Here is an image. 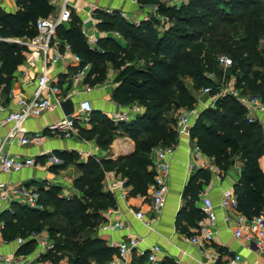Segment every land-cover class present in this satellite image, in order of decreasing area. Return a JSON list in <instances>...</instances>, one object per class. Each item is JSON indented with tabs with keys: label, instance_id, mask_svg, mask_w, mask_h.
Returning a JSON list of instances; mask_svg holds the SVG:
<instances>
[{
	"label": "trees",
	"instance_id": "16d2710c",
	"mask_svg": "<svg viewBox=\"0 0 264 264\" xmlns=\"http://www.w3.org/2000/svg\"><path fill=\"white\" fill-rule=\"evenodd\" d=\"M53 1L16 0V12L0 9V88L3 91H10L14 73L29 50L16 41L37 36L38 20L56 11ZM138 3L140 8L157 6L156 16L167 18L168 26L156 16L134 24L118 11L113 14L98 11L99 28L118 32L130 43L124 48L113 36H108L99 42L98 50L90 47L82 33V21L72 13L70 21L58 27L57 38L68 43L74 54L80 56L82 66L91 64L87 79L90 85L106 79L107 62H111L118 83L112 93L114 102L120 106L139 103L146 108L144 114L118 125L100 111H93L94 128L79 131L87 140L98 133V146L104 150L119 131L135 140V153L120 168L126 169L128 184L133 186L132 194L148 199V190L155 178L154 171H148L151 150L178 141V120L168 119L167 113L197 107V98L184 78L192 80L195 90L211 88L215 95L221 88L217 80L221 81L224 75L228 79L235 76L236 88L242 94L258 96L264 101V0H188L179 9L167 6L165 0H138ZM223 56L231 61L229 66L221 62ZM190 135L223 175L235 163H241L240 178L234 186L238 210L248 219L258 216L264 209V171L260 166L264 156L263 127L249 122L247 109L237 98L224 95L214 107L199 112ZM57 156L63 161L57 169L74 163L82 171L83 175L74 182L82 195L66 199L59 196L57 188L39 189L41 209L13 204V212L3 214L7 224L5 237L13 239L8 233L27 237L33 231H43L41 225L29 226L26 230L19 222L57 216L47 227L55 244V251L48 257L55 263L66 259L68 264H105L116 253L97 236L99 226L106 221L104 211L116 207L115 198L103 191L105 171L111 166L95 157L79 163L77 152L63 151ZM207 172L201 170L188 183L185 196L189 200L177 218L182 229L187 230L185 225L198 227L204 217L195 202L202 185L198 179L202 176L208 181ZM49 203L54 207L51 213L47 211ZM28 245L35 251L32 241ZM64 251L67 254L63 255ZM141 260L148 261L147 256Z\"/></svg>",
	"mask_w": 264,
	"mask_h": 264
},
{
	"label": "crops",
	"instance_id": "0c3cea01",
	"mask_svg": "<svg viewBox=\"0 0 264 264\" xmlns=\"http://www.w3.org/2000/svg\"><path fill=\"white\" fill-rule=\"evenodd\" d=\"M62 2L63 0L53 1L56 11L48 17L56 18L58 16ZM71 6L72 13H75L82 21V28L88 33H97V35L107 32L101 30L98 26L100 23L96 16L98 11L105 12L107 9L114 12L122 11L128 17L142 20L139 14V4H135L131 0H72ZM0 9L4 12H16L18 9L16 0H0ZM111 33H116L113 38L125 48V45H123L125 40L122 36L115 31ZM16 42L24 43L26 40H17ZM87 42L89 43L88 40ZM56 43L59 49L63 51L66 43L60 41L57 37ZM89 45L92 49H100L99 45L91 46V43ZM102 52L104 51L102 50ZM43 60L44 55L41 51L29 49L25 54L24 62L18 66L17 71L14 73L10 91L5 92L0 88V151L15 157H33L37 163L32 168H26L12 174L0 171V182H6L11 187H19L20 189L22 187L25 189L38 188V190L57 188L60 190L59 196L66 199L73 197L75 194L81 196L82 193H79L75 188L74 182L83 175L82 171L74 163L67 165L65 168L57 169L63 164L57 153L63 151L77 152L80 156L78 162L83 164L87 163L89 158L95 157L97 161L107 163L108 167L111 166L108 171H105L103 191L110 193L115 198L116 207L104 211L105 222L121 220L123 223V229L111 231L102 228L103 222L98 228L97 236L103 239L109 247L112 243L127 240L132 236L142 239L139 248L126 259H118L115 253L112 255V259L105 262V264H112V262L115 264H150L148 261L141 260V258L146 257L150 248L154 245L161 248V253L158 254L160 263L168 261L173 264H215L216 262L218 264H230L234 260V256L239 254L242 257L241 264H264V253L247 248L243 241L235 237L237 213L232 210H223L220 207L223 192L228 188H234L240 178L241 163L239 162L235 163L226 175L222 173L221 179L210 171L207 172L210 175L208 181H205L202 176L198 179V182L202 185L195 206L201 210L203 200L209 199L215 206L217 215L215 240L204 248V253L201 252V246L188 241L196 234L198 227L192 228L185 225L187 229L185 230L177 223L178 215L189 200V197L187 198L185 194L188 191L190 179L201 170H205L199 166V160L193 156V150L197 143L192 140L191 135L178 136L177 143L172 145L175 147V155L170 164V194L159 217H156L150 208V194L153 184L149 187L148 199L140 195H133V186L128 184V178L125 174L126 169L120 168L126 158L136 151V141L120 131L118 135L114 136L108 149L105 150L98 146L96 140V138H99L98 133L92 140L83 139L80 133L79 136L65 138L62 133H54L51 130L53 124L66 117L62 108L57 107L39 117L30 118L24 124L27 135L42 134L43 139L40 145H23L20 140L25 137L24 134H19L16 138L10 139L8 135L13 126L5 123V118L9 113L19 110L18 98L32 97L37 86L38 75L43 70ZM89 65L91 67V64ZM107 66L106 79L102 83L92 86L87 81L90 70L84 78H77L76 73L79 71L80 66L73 63L72 53H68L50 69V76L55 84L62 88L61 101L72 99L75 103V110L80 107L83 100L89 99L93 105V111H100L108 116L115 125L123 123L117 121L120 115L132 113V110L137 107L141 108L142 114H144L146 108L139 103L120 106L114 102L112 93L118 85L114 80L116 72L112 74L114 69L111 62H107ZM1 67L2 62H0V69ZM85 87H90L92 90L87 93ZM69 94L72 95L68 97ZM204 109L202 106L199 111L201 112ZM195 120H192V124ZM97 127L100 128L101 124ZM80 128L87 130L94 128L92 114L91 121L81 125ZM208 160L210 161L207 157L206 161ZM119 162L121 163L119 164ZM260 166L264 171V156L260 159ZM148 171H153L151 165L148 166ZM20 195H18V198ZM140 210L146 215L144 220H140L135 216V212ZM226 215L230 216L231 220L229 222L225 221ZM8 236L15 238L12 233H8ZM1 250L6 253L13 252L16 250V246L11 243L2 247ZM23 251L27 252L28 255L34 253V249L32 251V246L29 245ZM32 255L29 256L30 259Z\"/></svg>",
	"mask_w": 264,
	"mask_h": 264
},
{
	"label": "built area",
	"instance_id": "2783aa9c",
	"mask_svg": "<svg viewBox=\"0 0 264 264\" xmlns=\"http://www.w3.org/2000/svg\"><path fill=\"white\" fill-rule=\"evenodd\" d=\"M72 0H63L60 12L56 18L47 17L38 20L37 29L38 34L33 39L21 44L26 45L30 50H39L44 55L43 70L38 75L37 86L31 98L21 97L17 100L19 106L18 111L9 113L5 118V123L11 124L13 127L9 133L10 139L16 138L19 134H24L20 141L23 145L33 144L40 145L43 139L41 133H35L33 135H27V130L24 127L26 121L30 118L39 117L49 111L61 107V93L62 88L55 84L50 76V69L60 62L64 55L72 53L73 63L80 66L79 71L76 73L77 78H84L87 72L90 70V65H81L82 60L80 56L74 54L69 44H65L64 50L59 49L56 43L57 29L59 26L66 24L72 17ZM135 4H139L138 0H131ZM166 1V0H165ZM97 10V9H96ZM108 14H113L114 11L107 9L105 11ZM120 15L126 20L139 24L141 20L128 17L125 12H119ZM82 33L85 35L91 46H98L99 42L105 37L116 36V33L104 32L102 34L88 33L82 28ZM221 62L226 66L231 64V61L227 57H221ZM92 88L85 87V92H90ZM72 94H69L70 97ZM232 95L239 100V102L245 106L248 113V119L251 123L259 122L264 130V101L258 96H248L241 93L239 89L232 83L228 86H222L220 91L215 95H212L211 88H205L199 92V96L206 97L204 101L197 99V107L194 109H181L179 113L177 123V133L179 136H189L190 128L193 127L192 120L199 117L198 105L200 104L205 109L214 107L216 101L224 96ZM93 112V105L89 99H85L81 102L80 107L75 110L70 116H66L63 120L52 125L51 130L54 133H62L65 138H71L79 136L80 126L91 121V114ZM142 114L141 108L132 110V113L122 114L118 117L119 122H130L137 115ZM193 156L199 160V166L205 170L215 173L219 179H221L222 170L211 162L206 161V156L202 149L196 145L193 150ZM175 155V147L170 146H156L151 150V166L155 173L154 183L151 191V204L150 208L152 213L159 217L163 211L164 205L170 194V175H171V160ZM206 157V158H205ZM36 159L33 157H15L9 154H4L0 151V171L7 174L20 172L26 168H32L36 166ZM21 194V199H17L20 204L29 206L31 208L40 207V194L32 189H15L13 190L8 183L0 182V203L4 201V205H7L13 199V195L16 197ZM8 198V199H7ZM8 201V202H7ZM9 207V206H7ZM6 207V208H7ZM220 207L223 210H232L237 213L235 219V237L243 241L247 248L264 253V209L263 211L253 219H248L238 210V201L234 188H228L222 194L220 201ZM3 208H0V247L11 244L10 240H4L3 234L7 228V224L1 213ZM201 212L204 215L203 219L198 223L196 234L189 238L188 241L192 244L201 246V252L204 253V248L210 245L215 240V227L217 222V215L215 212V206L209 199H204L201 206ZM135 216L144 220L146 215L143 211L135 212ZM230 216H225V221L229 222ZM104 230H121L123 229V223L121 220L113 222H104L102 224ZM3 240V241H2ZM29 241L35 244V251L30 259L22 247H24ZM17 245L18 254H2L0 252V264H68L67 261H61L59 263L53 262L48 256L55 251V244L47 231H33L28 234L27 237L19 236L14 240ZM142 239L137 236H132L127 240H122L117 243H112L110 247L116 250V256L120 260L126 259L134 251H136ZM161 253V248L158 245H154L150 248L147 256V260L151 264H160L158 260V254ZM242 257L237 254L234 256V260L230 264H241ZM112 264H115L112 262ZM215 264H218L217 262Z\"/></svg>",
	"mask_w": 264,
	"mask_h": 264
},
{
	"label": "rangeland",
	"instance_id": "374dc122",
	"mask_svg": "<svg viewBox=\"0 0 264 264\" xmlns=\"http://www.w3.org/2000/svg\"><path fill=\"white\" fill-rule=\"evenodd\" d=\"M58 2V1H57ZM166 2H167V6H169V7H175V8H177V9H179L180 7H182L184 4H187L188 3V0H166ZM59 7H60V5H59ZM58 6H57V8H59ZM157 11H158V7L157 6H154V8H152V9H150V8H147V7H145V8H140V16L142 17V19H149L151 16H156V13H157ZM152 12V13H151ZM156 12V13H155ZM140 17V18H141ZM156 17H159L163 22H165V23H163V24H165V26H168V23H166L167 22V18H165L164 19V17L162 16H156ZM142 21V20H141ZM159 30L160 31H162L163 29H162V27H160L159 26ZM123 45H125V47H129V45H130V43H129V41H124L123 42ZM137 58V57H136ZM142 63H144V62H142ZM226 71V70H225ZM258 71V70H257ZM116 71L114 70V72H112V74H114ZM226 74H228L227 72H226ZM226 75H224V78L221 80V81H218L217 80V82L220 84V86L222 87V86H228L229 84H234L235 86H236V77L234 76H232V77H230L229 79L227 78V77H225ZM114 80L116 81V76L114 75ZM184 80V83L186 84V86H188L190 89H191V91L195 94V96H196V98L197 99H199V100H202V101H204L205 100V98L206 97H201V96H199V92L200 91H198V90H195V88L193 87V83H192V80L190 79V78H184L183 79ZM238 89V88H237ZM248 96H251V95H248ZM201 105L199 104L198 105V109H201ZM182 109H185V108H182ZM181 110V109H180ZM179 110L177 111V110H172V111H170V112H168L167 113V117H168V119H170L171 117L173 118H176V120H178V118H179ZM256 123H258V124H260L259 122H256ZM261 125V124H260ZM6 183V182H5ZM41 183V182H40ZM23 188V187H22ZM36 188V187H35ZM12 189L13 190H15V189H20L19 187H12ZM48 189H50V190H53V189H51V188H48ZM32 190H35V191H37L39 194H40V192H39V190H38V188L37 189H32ZM80 195V194H79ZM8 199V198H7ZM17 199H21V195H20V197L18 198V196L16 197L15 195H13V199L10 201V202H8L7 203V205H4L3 203H5L4 201H1L2 203H0V208H3V212L1 213V217H3V214L5 213V212H9V213H12L13 212V210H12V205L13 204H19V205H22V204H20L21 202H19ZM7 206H9V207H7ZM23 206H26V205H23ZM7 207V208H6ZM27 207H29V206H27ZM41 204H40V207L39 208H32V209H41ZM29 208H31V207H29ZM47 211L48 212H53L54 211V207H53V205L51 204V203H49V205H48V208H47ZM55 219H58V217L56 216L55 218H48V217H45V218H43V219H35V220H30V221H22V222H19L20 223V225H23L24 226V229H28V227L29 226H34V225H41V226H43V231H46L47 230V227L48 226H51L52 224V221H55ZM19 223H16V225L18 226V224ZM55 225V224H54ZM7 229V228H6ZM6 229H5V231H4V234H3V239L5 240H10V241H13V242H11V243H14V240L17 238V237H19L20 236V234H18L17 235V237H15V238H13V239H8V238H6L5 237V232H6ZM38 232H41V231H38ZM47 232H48V230H47ZM3 241V240H2ZM15 244V243H14ZM28 245V243L24 246V247H22L21 249H24L26 246ZM15 246H16V250L15 251H13V252H3L2 250H1V248L2 247H0V252L2 253V254H9V253H11V254H18V251L20 250V249H18V247H17V245L15 244ZM4 247V246H3ZM62 254L64 255V254H67V252L66 251H64V252H62ZM63 261H66V259H64Z\"/></svg>",
	"mask_w": 264,
	"mask_h": 264
},
{
	"label": "water",
	"instance_id": "95a60500",
	"mask_svg": "<svg viewBox=\"0 0 264 264\" xmlns=\"http://www.w3.org/2000/svg\"><path fill=\"white\" fill-rule=\"evenodd\" d=\"M61 108L66 116H70L75 112V103L72 99H67L61 103Z\"/></svg>",
	"mask_w": 264,
	"mask_h": 264
}]
</instances>
